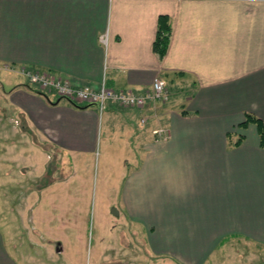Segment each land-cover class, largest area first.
Returning <instances> with one entry per match:
<instances>
[{
    "label": "crops",
    "instance_id": "obj_1",
    "mask_svg": "<svg viewBox=\"0 0 264 264\" xmlns=\"http://www.w3.org/2000/svg\"><path fill=\"white\" fill-rule=\"evenodd\" d=\"M161 15L172 25L164 56ZM0 67L137 93L162 78L171 92L101 110L0 80V264L73 263L63 239L48 241L55 220L73 226L48 192L96 153L157 259L217 263L236 239L264 244V145L255 121L241 125L251 113L264 127V0H0Z\"/></svg>",
    "mask_w": 264,
    "mask_h": 264
},
{
    "label": "rangeland",
    "instance_id": "obj_2",
    "mask_svg": "<svg viewBox=\"0 0 264 264\" xmlns=\"http://www.w3.org/2000/svg\"><path fill=\"white\" fill-rule=\"evenodd\" d=\"M0 80L5 84L9 83V87L19 81H25L33 88L40 87L36 83L26 81L23 76L19 77L12 67H0ZM0 90L3 93L1 85ZM47 93L53 96L51 92ZM3 96L0 92V100L4 99ZM94 155L95 159H92L91 155H83L85 160L80 162L81 166L76 170L75 179L49 190L48 195L56 196L57 202L60 197L63 199V208L66 209H63L64 220L65 217H73V226L64 228V231L56 230L55 224L58 220H55L56 231L53 230L51 235H47L49 243L51 239H63L66 247H71V250H66L64 257H72V264H178L172 260L157 259L149 253L145 234L130 224L120 207L119 196L116 195L119 189L118 172L114 175L112 171L103 170L98 164L97 153ZM43 171L35 169L33 173L39 175ZM107 172H111V176H106ZM111 190L114 194L110 198ZM45 207L53 214L58 212L49 204H45ZM70 209L74 210L73 216H66L67 213L70 214ZM236 241L223 253L229 257L226 256L224 261L208 264H264V244L244 238ZM45 261L48 264H60L58 260ZM61 263L65 264V261Z\"/></svg>",
    "mask_w": 264,
    "mask_h": 264
},
{
    "label": "built area",
    "instance_id": "obj_3",
    "mask_svg": "<svg viewBox=\"0 0 264 264\" xmlns=\"http://www.w3.org/2000/svg\"><path fill=\"white\" fill-rule=\"evenodd\" d=\"M102 40H106L105 35H102ZM21 72L31 82L40 85L44 89L55 91L62 98L77 104H95L101 110L105 109L109 102L142 107L151 100L166 102L171 97L167 82L162 78H156L150 90L144 93H137L133 90H118L105 83L99 88H94L90 85L74 86L69 79L49 72L29 69H22ZM167 130L168 128L161 126L155 129L154 133L159 135V137H166Z\"/></svg>",
    "mask_w": 264,
    "mask_h": 264
},
{
    "label": "trees",
    "instance_id": "obj_4",
    "mask_svg": "<svg viewBox=\"0 0 264 264\" xmlns=\"http://www.w3.org/2000/svg\"><path fill=\"white\" fill-rule=\"evenodd\" d=\"M171 34H172V25L170 23L169 16L161 15L159 18L158 32L154 40V50L160 56H164L165 53L167 52L168 46L170 44ZM251 121H255L258 124L261 143L262 145H264V127L261 118H259L254 114L249 113L247 115L246 121H244L241 125L245 126ZM241 139L242 136L240 135L239 138L235 141V144H239Z\"/></svg>",
    "mask_w": 264,
    "mask_h": 264
},
{
    "label": "water",
    "instance_id": "obj_5",
    "mask_svg": "<svg viewBox=\"0 0 264 264\" xmlns=\"http://www.w3.org/2000/svg\"><path fill=\"white\" fill-rule=\"evenodd\" d=\"M90 105H93V104H88V105H86V106H90Z\"/></svg>",
    "mask_w": 264,
    "mask_h": 264
}]
</instances>
